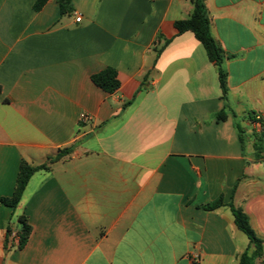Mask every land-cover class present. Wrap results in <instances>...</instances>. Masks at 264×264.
<instances>
[{
  "label": "crops",
  "instance_id": "crops-1",
  "mask_svg": "<svg viewBox=\"0 0 264 264\" xmlns=\"http://www.w3.org/2000/svg\"><path fill=\"white\" fill-rule=\"evenodd\" d=\"M36 1L0 0V199L23 161L67 152L0 202V264H240L253 247L230 205L264 240V0H205L226 97L175 27L192 0ZM107 68L113 94L92 81Z\"/></svg>",
  "mask_w": 264,
  "mask_h": 264
},
{
  "label": "trees",
  "instance_id": "trees-1",
  "mask_svg": "<svg viewBox=\"0 0 264 264\" xmlns=\"http://www.w3.org/2000/svg\"><path fill=\"white\" fill-rule=\"evenodd\" d=\"M49 0H37L34 6L36 11H40L44 5ZM194 3V10L189 18L184 20H179L175 22V27L179 34L186 32H191L195 35L196 39L204 46L210 61L215 63L218 68L219 82L222 89L224 97L227 95V72L224 68L225 54L220 44L214 39L210 31V19L208 12L205 6V0H192ZM61 7V12L63 15L71 14L73 12L72 0H59ZM169 41H166L168 44ZM165 44V45H166ZM92 81L95 85L103 89L109 94L115 93L120 88V82L118 80V73L113 68H107L102 72L92 76ZM218 119L225 120L226 113L221 112L218 114ZM264 126V125H263ZM264 134L261 133L260 137ZM259 137V136H258ZM263 140V138H261ZM257 151L261 153L263 151L262 143L256 146ZM67 152V150H62L56 156L48 159L46 164L39 166H32L26 161H23L20 166V172L17 179V184L15 192L11 198L0 199V202H3L12 208H15L20 202L23 193L28 185V182L32 175L38 171L48 170L50 165L56 163L61 158V153ZM223 199H219L216 202L204 206L205 210H215L222 206ZM235 223L239 230H241L250 240V243L253 247L249 248L244 252L240 258V264H255V261L259 258H264L263 245L264 240L260 239L252 229L248 216L239 208L230 205ZM21 223L23 226L22 232L20 234L19 248L22 249L28 243V240L32 233V227L28 222L22 218Z\"/></svg>",
  "mask_w": 264,
  "mask_h": 264
},
{
  "label": "built area",
  "instance_id": "built-area-1",
  "mask_svg": "<svg viewBox=\"0 0 264 264\" xmlns=\"http://www.w3.org/2000/svg\"><path fill=\"white\" fill-rule=\"evenodd\" d=\"M76 21L77 22H80L81 21V16H78L77 18H76ZM81 119H89V117L86 115V114H81ZM256 124H258V126L259 127H263V122H262V118L261 117H256ZM17 240L19 241L20 240V237H17ZM192 259L194 260V261H200V255L199 254H194L193 255V257H192Z\"/></svg>",
  "mask_w": 264,
  "mask_h": 264
}]
</instances>
